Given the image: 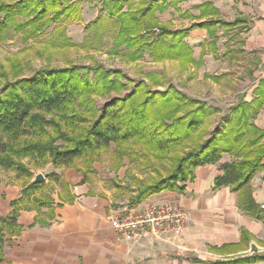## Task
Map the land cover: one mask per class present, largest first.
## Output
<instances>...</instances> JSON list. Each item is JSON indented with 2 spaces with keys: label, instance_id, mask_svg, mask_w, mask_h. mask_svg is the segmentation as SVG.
Segmentation results:
<instances>
[{
  "label": "trees",
  "instance_id": "1",
  "mask_svg": "<svg viewBox=\"0 0 264 264\" xmlns=\"http://www.w3.org/2000/svg\"><path fill=\"white\" fill-rule=\"evenodd\" d=\"M34 1L36 0H23L12 5H0V13L4 11L7 16L28 10ZM42 1V4L47 1L53 4L63 2ZM119 1L120 4L111 5L106 16L111 20L99 18L90 25V31L100 34L108 30L107 25L115 20L118 28L116 32L119 37H124V42L131 45L140 39L144 42L140 44L141 48L151 49L153 53L161 52L156 55L154 53L157 58L189 57L191 50L181 39L187 37L185 31L190 32L193 28L206 29L212 36L215 34L213 29L219 25L224 29L236 26L243 30L247 28L246 21L242 19H236L232 23L211 19L180 31L161 27L162 33L158 41H161L158 43L160 48H156V43H147L139 32L151 30L152 23L143 20L159 0L142 1L143 9L139 14L120 12L123 0ZM197 8L200 9V16L208 17L210 11L213 12L208 3ZM40 10L36 16L35 11L29 9L34 22L45 15L47 5ZM70 10L66 8L63 13H58L61 16L67 15ZM3 26L4 22H0V28ZM240 32L237 31V34ZM211 44L214 46L213 41ZM87 70L88 67L84 66L43 69L29 78L7 85L0 94V169L14 171L18 176L30 177L29 171L17 162L18 159L30 158L36 162H45L48 159L55 168H70L77 160L85 159L101 148L111 144L118 148L129 141H140L158 154H167L183 139L206 124L209 114L204 103L178 97L172 105L167 93L164 94L165 97L155 98L153 96L157 94L149 93L148 87L143 83L134 87L126 98L114 99L97 109L90 95H102L114 90L121 75L95 67L90 79ZM93 82L95 85H101L94 87ZM253 94L255 97L251 101H245L243 96L233 105L230 119L222 131L214 132L210 138L199 143L195 150L182 156L173 173L142 186L134 200L143 201L164 190H183L184 184L193 179L196 167L216 164L223 154L233 160L220 166L222 174L215 178L214 189L228 186L232 191H237L245 186L262 168L264 158V129H259L253 123L264 105V80L259 81ZM180 101H183L184 105ZM185 105L194 106V109L178 116ZM50 130L53 134H50ZM78 172L80 173V170ZM83 174L85 175V172ZM48 176L53 178L55 183L59 182L57 175ZM44 189L43 182H30L21 189L19 198L9 203V214L0 217V264H10L3 263L4 244L22 230L17 222L19 212L35 210L40 213L42 208H47L50 212L53 210V200L46 197ZM61 190L64 191L65 198L70 200L68 185L64 184ZM37 221L46 224L40 217ZM250 260L241 259L226 264Z\"/></svg>",
  "mask_w": 264,
  "mask_h": 264
},
{
  "label": "rangeland",
  "instance_id": "2",
  "mask_svg": "<svg viewBox=\"0 0 264 264\" xmlns=\"http://www.w3.org/2000/svg\"><path fill=\"white\" fill-rule=\"evenodd\" d=\"M19 1L23 0H0V5H12ZM142 1L149 0H123L120 12L139 14L143 9ZM177 1L180 3L185 0ZM42 3V0H36L30 5L29 9L34 10L36 16L47 5L45 15L35 22L29 9L7 16L4 11L0 13V22H4V26L0 28V94L9 83L29 78L43 69L84 66L88 67L91 79L93 68L97 67L121 75L114 90L102 95H90L97 109L114 99L126 98L134 87L143 83L148 87L149 93L157 94L153 96L155 98L165 97L164 94L167 93L172 105L178 97L202 102L209 115L206 124L199 131L183 139L167 154H158L140 141H129L118 148L113 144L101 148L85 159L77 160L70 168H55L48 159L45 162H36L30 158H20L17 162L29 171L30 177L0 169V182H4L6 187H19L21 192L24 186L33 182L36 175L41 174L44 194L53 200L52 193L62 189L64 184L68 185L59 173L67 169L76 172L80 170L81 174L85 172V179L94 184L99 194H111L117 202L116 205L129 206V202L136 197L134 193L141 190L142 186L173 173L182 156L195 150L199 143L210 138L214 132L222 131L230 119L233 105L243 96L247 101L248 94L256 85L258 74L255 72L252 77L253 65L248 63L250 56L244 53L242 56L235 50V41L239 39V34L234 31H242L240 26L227 29L220 25L215 27V34L212 36L208 32L206 36L210 42H207L203 32H197L195 28L190 32L185 31L187 37L181 40L191 50L189 57L157 58L155 55L161 52H154V55L151 49L141 48L140 44L144 42L140 39L131 45L124 42V37H119L116 32L118 28L114 18V22L107 25L108 30L100 34L90 31V25L99 18L111 20L106 16L111 5L120 4L119 0H63L60 4L49 1ZM177 4L175 0H160L154 4V8L143 20L152 23L151 30L139 32L147 43H156V48H160L158 43L161 41H158L162 33L161 27L180 31L208 19L200 14L194 16L186 10V5L178 7ZM189 7L194 14L195 11L200 13L198 6ZM66 8L71 9L69 14L61 16L60 13ZM59 11L61 12L58 13ZM219 29V35L223 34L220 37L217 35ZM100 85L101 83L93 86ZM156 101L159 102L158 99ZM180 103L184 105L183 101ZM192 109L194 106L185 105L178 116ZM49 132L53 134L51 130ZM229 159L233 160L228 156L221 157L222 161ZM52 174L57 175L59 182L55 183L53 178H49L48 175Z\"/></svg>",
  "mask_w": 264,
  "mask_h": 264
},
{
  "label": "crops",
  "instance_id": "3",
  "mask_svg": "<svg viewBox=\"0 0 264 264\" xmlns=\"http://www.w3.org/2000/svg\"><path fill=\"white\" fill-rule=\"evenodd\" d=\"M175 1L178 7L186 5V10L194 16L200 13L194 14L189 6L210 4L213 12L210 11L206 20L246 21L247 28L238 33L235 50L242 56L243 53L250 56L252 77L255 72L258 74L256 85L247 96V101H251L255 97L253 90L264 80V0ZM220 30L219 37L223 35H219ZM195 31L208 35L206 29L195 28ZM253 123L264 129V105ZM226 162L230 159L198 166L183 190H164L143 200L177 204L186 212L188 223L180 233L162 232L157 238L138 242L125 241L110 228V217L124 206L116 205L111 194H99L83 174L67 169L59 174L68 183L71 199L65 198L64 191L59 189L51 195V212L47 208H42L40 213L20 211L17 222L22 230L5 242L3 263L226 264L251 259L237 264H264V158L262 168L237 191L228 186L214 189L215 178L222 174L220 166ZM19 196V187H6L0 182V217L9 214V202ZM143 201L133 200L129 205ZM38 217L46 224L37 221Z\"/></svg>",
  "mask_w": 264,
  "mask_h": 264
},
{
  "label": "built area",
  "instance_id": "4",
  "mask_svg": "<svg viewBox=\"0 0 264 264\" xmlns=\"http://www.w3.org/2000/svg\"><path fill=\"white\" fill-rule=\"evenodd\" d=\"M188 223V216L177 204L143 201L124 206L110 217L113 233L130 242L151 237L162 232H182Z\"/></svg>",
  "mask_w": 264,
  "mask_h": 264
},
{
  "label": "water",
  "instance_id": "5",
  "mask_svg": "<svg viewBox=\"0 0 264 264\" xmlns=\"http://www.w3.org/2000/svg\"><path fill=\"white\" fill-rule=\"evenodd\" d=\"M42 181H43V176L41 174L36 175L34 180H33V182H35V183H40Z\"/></svg>",
  "mask_w": 264,
  "mask_h": 264
}]
</instances>
